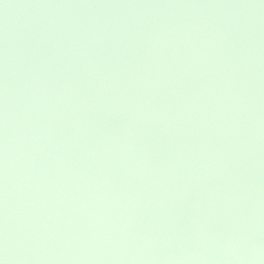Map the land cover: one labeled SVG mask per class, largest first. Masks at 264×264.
<instances>
[{"label": "water", "instance_id": "water-1", "mask_svg": "<svg viewBox=\"0 0 264 264\" xmlns=\"http://www.w3.org/2000/svg\"><path fill=\"white\" fill-rule=\"evenodd\" d=\"M4 264H264V0H0Z\"/></svg>", "mask_w": 264, "mask_h": 264}, {"label": "snow or ice", "instance_id": "snow-or-ice-1", "mask_svg": "<svg viewBox=\"0 0 264 264\" xmlns=\"http://www.w3.org/2000/svg\"><path fill=\"white\" fill-rule=\"evenodd\" d=\"M0 264H4V261L3 260H0Z\"/></svg>", "mask_w": 264, "mask_h": 264}]
</instances>
